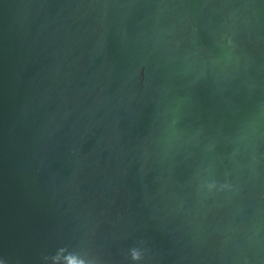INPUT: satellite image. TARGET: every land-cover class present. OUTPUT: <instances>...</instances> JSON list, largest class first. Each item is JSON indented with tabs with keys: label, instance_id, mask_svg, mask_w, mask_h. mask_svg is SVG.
Wrapping results in <instances>:
<instances>
[{
	"label": "water",
	"instance_id": "95a60500",
	"mask_svg": "<svg viewBox=\"0 0 264 264\" xmlns=\"http://www.w3.org/2000/svg\"><path fill=\"white\" fill-rule=\"evenodd\" d=\"M0 264H264V0H0Z\"/></svg>",
	"mask_w": 264,
	"mask_h": 264
}]
</instances>
